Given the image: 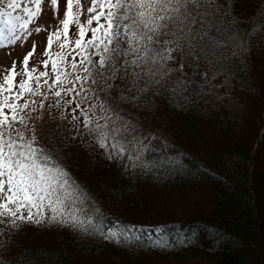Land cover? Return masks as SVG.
Returning a JSON list of instances; mask_svg holds the SVG:
<instances>
[{"label":"trees","instance_id":"trees-1","mask_svg":"<svg viewBox=\"0 0 264 264\" xmlns=\"http://www.w3.org/2000/svg\"><path fill=\"white\" fill-rule=\"evenodd\" d=\"M216 3L220 35L207 30L219 42L206 54L175 53L168 65L174 71L152 90L128 94L139 96L135 102L117 97V88L107 97L142 142L138 163L149 166L131 170L132 189L115 194L97 178L107 158L92 137L47 115L37 125L40 146L91 197L84 208L105 230L133 226L129 239L118 246L67 228L25 225L3 238L2 264H264V29L253 32L264 0ZM212 77L226 80L238 102L231 118L223 102L204 94ZM27 228L45 238L30 242Z\"/></svg>","mask_w":264,"mask_h":264},{"label":"snow or ice","instance_id":"snow-or-ice-1","mask_svg":"<svg viewBox=\"0 0 264 264\" xmlns=\"http://www.w3.org/2000/svg\"><path fill=\"white\" fill-rule=\"evenodd\" d=\"M42 3L0 0V49L28 39L29 25L41 14ZM49 7L58 18L59 0H49ZM16 10L23 15H14ZM257 15L253 32L264 29V13ZM219 20L216 0H90L87 8L82 0H65L63 17L47 35L42 53L46 58L29 67L37 48L33 42L19 70L13 61L0 74V247L3 238L25 225L67 228L81 237H98L118 246L129 239L133 226L105 230L84 208L85 199L91 197L40 146L37 125L45 115L52 121H66L77 136L92 137L107 159H127L130 164L125 168L149 170L138 163L142 142L107 97L121 84L137 93L161 85L174 71L168 65L176 59L175 53L187 49L199 58L219 42L207 30L216 27L219 37ZM121 99L135 102L139 96Z\"/></svg>","mask_w":264,"mask_h":264},{"label":"rangeland","instance_id":"rangeland-1","mask_svg":"<svg viewBox=\"0 0 264 264\" xmlns=\"http://www.w3.org/2000/svg\"><path fill=\"white\" fill-rule=\"evenodd\" d=\"M64 3L65 0H59V17L57 18L54 15L52 9L49 7V0L43 1L41 14L37 18H35L34 21L29 25V29L32 30V34L28 37V39L26 41H18L17 44L13 46L0 49V74H2L4 70L9 68L13 61H16L17 69L19 70L24 55L32 50L33 42L36 43L37 48L35 54L30 58L29 62H32L34 65L36 64V66H38L40 61L46 58L42 55V53L44 52L47 43V35L49 31H52L54 29V26L58 23V19L63 17ZM82 4L85 8H87L90 4V0H82ZM23 6L24 3L22 5V8ZM28 6L34 7L33 5ZM13 14L23 15L21 10H16V12ZM37 27H42L46 30L41 31L40 33H36L34 29ZM178 68L180 69L179 65ZM41 70H43L42 67ZM129 86L130 85L121 84V86L116 89L117 97H128V94H135V91H127V87ZM178 88L181 89V84L178 86ZM204 94L208 96V99L212 100V102H223V107L228 114V118H231L232 115L238 113V102L230 93V88L226 80L218 77L210 78V81L207 82L204 88ZM237 123H240L239 119L237 120ZM162 135L164 136L163 139L167 144L174 148H177L174 141L169 135L164 133ZM262 149L264 150V145ZM103 151V149H100V153H102ZM126 164H130V161H128L127 159L120 161H111L109 159H106L104 163H102L98 171H96V176L100 181L107 183L110 186L109 189L115 194H120V192L128 191L132 189L133 180L131 172L132 169L125 168ZM26 230L27 231L26 233H24V236L27 240H31V238L34 237V239L30 242L39 243L45 238V234L42 236V231H37L29 228H27ZM138 230L141 233H147V229L145 227H141Z\"/></svg>","mask_w":264,"mask_h":264}]
</instances>
